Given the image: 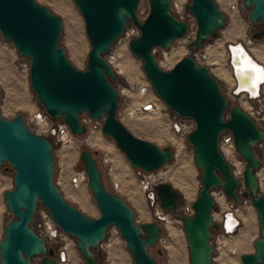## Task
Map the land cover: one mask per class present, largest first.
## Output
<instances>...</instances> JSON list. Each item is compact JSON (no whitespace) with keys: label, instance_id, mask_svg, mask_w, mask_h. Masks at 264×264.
<instances>
[{"label":"water","instance_id":"obj_1","mask_svg":"<svg viewBox=\"0 0 264 264\" xmlns=\"http://www.w3.org/2000/svg\"><path fill=\"white\" fill-rule=\"evenodd\" d=\"M84 22L90 49L81 71L72 66L58 45L61 24L58 17L35 0H0V35L28 59L27 79L39 106L53 119L63 121L77 138L86 134L82 114L101 121L100 131L123 153L129 165L153 173L174 159L171 146L158 145L134 136L116 117L119 94L112 84L115 72L105 59L110 46L123 32L128 21L138 29L128 47L141 62V70L154 93L179 118L192 120L194 129L186 134L200 169L201 188L192 202L193 214L177 212L182 194L170 183L158 182L154 190L160 207L182 222L190 264H211L213 231L220 223L212 215L217 209L212 191L239 201L241 181L220 149L221 135L229 130L239 156L244 159L241 196L251 200L258 216L260 236L255 251L240 256L243 264H264V193L259 191L256 171L261 162L255 153L264 140V131L239 105H228L220 82L205 65L190 55L172 68L159 66L153 49L169 48L183 38L187 23L170 11V0H149V13L141 22L135 17L138 0H72ZM251 24L264 23V0H241ZM197 20L196 37L189 47L199 49L215 37L227 23L226 14L214 0H191L185 6ZM264 37V29L254 39ZM238 86L245 79L235 72ZM79 160L86 174V185L100 215L91 218L69 203L53 182L54 158L51 142L29 130L21 113L11 118L0 115V164L13 170L12 188L3 200L12 219L3 227L0 264H56L55 252L31 227L36 205L41 203L53 222L75 239V249L84 264H97L104 256L99 244L108 227L123 238L133 264H158L149 252L161 233L156 221L136 224L131 206L103 185L93 153L79 149Z\"/></svg>","mask_w":264,"mask_h":264},{"label":"rangeland","instance_id":"obj_2","mask_svg":"<svg viewBox=\"0 0 264 264\" xmlns=\"http://www.w3.org/2000/svg\"><path fill=\"white\" fill-rule=\"evenodd\" d=\"M189 1L191 2V0ZM35 2L45 6L52 14L58 17L61 24L58 45L64 49L65 57L72 66L81 71L85 70L90 45L85 34L83 19L73 1L35 0ZM214 2L226 14L227 23L223 29L218 31L215 37L203 44L205 46L209 44L217 45L221 50L215 58V64L211 65L210 71L220 82L222 91L228 99V105L237 104L245 110L249 108V104L244 99H240L239 96H232L227 90L228 85L234 84V79L225 64L222 52L227 47L226 42H240L256 62L264 67V37L261 39L252 38L251 32L257 30L259 25L249 22L247 17L248 10L243 8L241 0H214ZM234 2L239 4L240 12L236 17L237 19L233 17L228 9V6ZM149 9V0H138L135 9L136 20L141 22L145 19ZM132 27L136 26L128 21L123 32L110 46L109 52L105 56V59L115 72L112 84L121 94L116 117L134 136L148 140L161 148L171 146L174 150V159L171 162L153 173H142L132 168L114 142L103 136L100 131H88L81 138L72 137L70 142L63 146L55 142L51 134L40 133V129L32 125L28 120L30 114L36 108H40L28 84V59L21 56L12 43L6 41L1 35L0 115L4 118H11L16 113H21L25 125L32 132L46 137L51 142L54 158L60 165L62 164L63 172L66 176L74 171L83 169L79 160L80 147L90 150L101 171V179L105 188L126 201L133 210L134 219L141 223L153 221L152 211L156 206L153 186L149 189L146 187V182L141 183L142 180H152L155 184L158 182L170 183L182 194L177 206L178 210H181L188 202H193L196 199L202 185L200 169L195 164L193 149L186 139V134L194 129V123L192 120L178 117L180 119L179 122L184 126L183 130L175 132L172 128L170 121L174 119L173 116L175 114L154 93L145 73L141 70V62L131 53L128 47L129 40L137 36L136 34L132 37H127ZM232 32L234 36H230ZM222 33L226 35L222 37ZM75 43L80 46V55L74 54L73 47ZM187 47H189L187 39L180 38L175 40L167 49L155 48L153 53L162 67L168 70L181 58L190 55ZM74 57H77L76 60ZM143 85H149L150 90L142 95L139 93V88ZM155 96L158 98V107L162 108L160 111L154 113L138 112L136 110L140 101L154 98ZM260 98H264V84ZM93 137L97 138L96 144L93 145L90 141L89 143L85 142L86 139L92 140ZM220 149L226 160L232 164L234 175L241 181L240 189L243 190L242 173L245 167L244 159L239 156L235 147H229L222 143L220 144ZM225 149L231 152V156L225 155ZM100 152H104L107 155L109 159L107 165L103 164ZM255 153L261 162L260 168L256 171L259 191L264 193V145H257ZM8 168L10 166L7 162L0 164V240L3 237L4 225L12 219V215L7 210L3 200V193L12 188L13 170L8 171ZM63 191V196L67 198V201H73V204L75 203L74 205L80 207L87 216L97 218L100 215L86 184L75 189L66 187ZM151 192H153L152 197L149 196ZM214 199L217 209L213 210V217L215 221H218V213L220 212L218 203L221 202V199L217 196ZM237 202L242 205L240 199ZM44 210H46L45 207L38 203L30 222V227L42 238H44L43 221L40 215ZM241 219L242 222L238 230L233 234L222 235L221 231L212 232L213 239L211 244L214 247V252L211 264H241L240 256L242 254L255 251L254 240L260 236V232L258 216L251 204V200L243 208ZM172 221L166 228L162 226L161 240L157 241L155 246L149 248V252L158 264H190L189 250L182 229V222L175 216ZM111 227L107 228L105 238L98 247L104 256L103 259L97 260L98 264H133L126 244L118 231L116 230L117 233H112V235L108 234L112 230ZM66 242L69 244V264H84L75 249V239L69 236ZM63 244L64 242L62 241L52 244L46 242V246L53 248L54 252ZM31 261L38 264L39 256L33 257Z\"/></svg>","mask_w":264,"mask_h":264},{"label":"built area","instance_id":"obj_3","mask_svg":"<svg viewBox=\"0 0 264 264\" xmlns=\"http://www.w3.org/2000/svg\"><path fill=\"white\" fill-rule=\"evenodd\" d=\"M191 3L189 0H170V11L171 13L176 16L179 20H183L187 23V32L183 38L187 39V45L189 42H191L196 37V31H197V20L195 16L185 9V6L187 4ZM230 13L232 12L234 14V17H237L239 15V4L238 2H234L233 4H230L228 6ZM233 18V17H232ZM138 35V29L136 27H132L129 35L127 37H132L134 35ZM225 34L222 33V37H224ZM227 47L222 52L223 59L225 60V64L228 66L230 70L231 77L234 79V84L231 86H227L228 92L232 96H239L240 99H244L247 104H249V108L245 109V111L250 115V117L254 120L257 127L262 129L264 131V98H260V95L262 93V87L264 84V81L261 83V88L259 90V93L257 96L252 95L248 90L246 89H240L239 86L236 83L235 79V72H232L231 65L233 64V57L234 52L231 50L232 48H235L240 44V42H226ZM242 44V43H241ZM243 46V45H242ZM188 52L190 53V56L195 60V62L199 65H205L211 70V65L213 58H216L218 55V52L221 50L217 47V45L209 44L207 46L202 45L199 49H192L190 47H187ZM154 50V49H153ZM211 60V62H209ZM158 62V61H157ZM159 66L162 67V65L158 62ZM26 67V66H25ZM163 68V67H162ZM26 69V68H25ZM149 85H143L139 88V93L142 95L147 93L149 89ZM118 94L120 93L117 91ZM121 94H119L120 97ZM158 98L155 96L154 98H148L146 100L140 101V104L136 107V110L138 112H154L157 113L162 108L158 107ZM174 119L170 121L172 124V128L175 132H178L180 130H183V125L179 122L180 119L174 115ZM29 122L36 126L38 129H40V133L42 134H51L54 137V141L57 143H60V146H63L64 144L70 142L72 137H75L72 135L67 127V125L61 121L60 119H54L47 115V113L40 107L36 108V110L30 114L28 118ZM24 121V120H23ZM80 122L85 126L86 133L88 131H100L101 128V121L94 120L90 117H88L86 114H82L80 117ZM42 125V126H40ZM27 127V126H26ZM28 128V127H27ZM29 129V128H28ZM30 130V129H29ZM101 132V131H100ZM225 143V145H229L231 147H234L233 143V135L231 131L227 130L225 131L220 138V144ZM259 146L264 145V140L260 143H258ZM102 154V162L103 164L107 165L109 162V159L107 155L104 152H100ZM54 158V155H53ZM264 164V161H263ZM146 177V176H142ZM87 181L86 174L83 169L74 171L69 175H64L62 164L60 165L59 162H57L54 158V176H53V182L56 185L57 189L63 196V190L68 187L69 189H75L79 186L85 185ZM142 182H146V186L150 189L152 186L154 187L155 182H152V180H142ZM155 191V190H154ZM241 189L237 190V193L240 196V201L242 202V205L239 204V202L234 201L233 199L228 198L223 190L221 188H216L212 191V196L215 198L216 196L221 199V202L218 203L220 207L218 222L220 223V231L222 235H230L236 232L238 230L242 219H241V213L243 208L247 205V203H250V200L248 198H244L241 196ZM153 192L149 193V196L152 197ZM156 203L155 208L152 211L153 215V221H156L159 226L162 229L163 227H167V223H172L174 219V215L171 212H167L163 210L160 207L159 200L157 198V195L155 193L154 197ZM215 200V199H214ZM216 203V201H215ZM221 205V206H220ZM177 212L181 214L186 215H192L193 214V208H192V202H188L181 210L177 209ZM212 215L214 216L213 212ZM41 220L43 221V235H44V242H49L50 244L56 243V242H64L63 245L59 246V248L56 250L54 258L56 264H66L69 260V246L66 242V239L69 238L67 234H65L51 219L49 216L47 210H44L41 212ZM214 218V217H213ZM233 219L235 222L231 223L234 225V231L231 229H228L226 224L227 221L230 222V220ZM133 221L136 224H139L137 220L134 219ZM111 232H109V235H112V233H117L116 229L112 226ZM105 238V237H104ZM109 240V238H108ZM161 240V237L159 235L158 241ZM67 244V245H66ZM101 245V243L99 244ZM241 264H243L241 262Z\"/></svg>","mask_w":264,"mask_h":264},{"label":"bare ground","instance_id":"obj_4","mask_svg":"<svg viewBox=\"0 0 264 264\" xmlns=\"http://www.w3.org/2000/svg\"><path fill=\"white\" fill-rule=\"evenodd\" d=\"M232 14H234V13L232 12ZM233 17H234V15H233ZM234 18L237 19L236 17H234ZM79 47L80 46L77 43H75V45L73 47V51H74L75 55L79 54V51H80ZM231 50L234 52L233 64H230L232 72H236V74L240 78L245 79L244 82H246V83H243L242 85H240L239 88L240 89H246L252 95L257 96L258 93H259V90L261 88V83L264 81V67L262 65H260L258 62H256V60L248 53V51L244 48V46H242V44H239L238 46H236L235 48H232ZM76 58H75V60H76ZM213 60H215V58H213ZM210 61L211 60H209V62ZM215 62H216V60L214 62H212V64H215ZM241 68H244L246 70L247 69H251V70L250 71H246L245 75L241 76L240 75V69ZM222 72L225 73L224 71H222ZM40 126H42V125H40ZM89 141L91 142V144L94 145V144H96L97 138L93 137L92 140L91 139L89 140V138H88V139H86L85 142L89 143ZM227 146H229V145H227ZM229 147H231V146H229ZM224 153H225L226 156H231V152L228 149H225ZM186 176H188V175H186ZM233 222H235L233 219H231L230 222L227 221L226 226H227L228 229H231V230L234 229V225L231 224ZM167 224H169V223H167ZM68 246H69V244H68ZM68 261H67L66 264H69Z\"/></svg>","mask_w":264,"mask_h":264},{"label":"flooded vegetation","instance_id":"obj_5","mask_svg":"<svg viewBox=\"0 0 264 264\" xmlns=\"http://www.w3.org/2000/svg\"><path fill=\"white\" fill-rule=\"evenodd\" d=\"M258 25H259L258 29H257V30H253V31L251 32V36H252V38H254V36H257V32H258V31L264 29V24H263V23H258ZM97 264H98V262H97Z\"/></svg>","mask_w":264,"mask_h":264},{"label":"crops","instance_id":"obj_6","mask_svg":"<svg viewBox=\"0 0 264 264\" xmlns=\"http://www.w3.org/2000/svg\"><path fill=\"white\" fill-rule=\"evenodd\" d=\"M225 35H226V34H225ZM227 36H228V35H227ZM230 36H234L233 32L230 34ZM34 110H35V109H34ZM63 197H64V196H63ZM64 199L67 200L66 197H64ZM68 202L71 203L73 206H75L77 209H79L81 212H83V211L80 209V207H78L77 205H74L75 203L73 204V201H68Z\"/></svg>","mask_w":264,"mask_h":264},{"label":"snow or ice","instance_id":"obj_7","mask_svg":"<svg viewBox=\"0 0 264 264\" xmlns=\"http://www.w3.org/2000/svg\"><path fill=\"white\" fill-rule=\"evenodd\" d=\"M250 70H251V69H247V70H246V69H244V68H241V69H240V75H241V76H244L245 73H246V71H250Z\"/></svg>","mask_w":264,"mask_h":264}]
</instances>
